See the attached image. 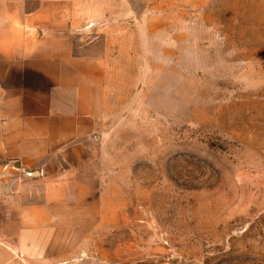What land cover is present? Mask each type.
Here are the masks:
<instances>
[{
	"label": "rangeland",
	"instance_id": "obj_1",
	"mask_svg": "<svg viewBox=\"0 0 264 264\" xmlns=\"http://www.w3.org/2000/svg\"><path fill=\"white\" fill-rule=\"evenodd\" d=\"M48 1L105 65L94 210L23 247L0 194V264H264V0Z\"/></svg>",
	"mask_w": 264,
	"mask_h": 264
},
{
	"label": "crops",
	"instance_id": "obj_2",
	"mask_svg": "<svg viewBox=\"0 0 264 264\" xmlns=\"http://www.w3.org/2000/svg\"><path fill=\"white\" fill-rule=\"evenodd\" d=\"M23 1L37 7L0 21V194L16 206L24 247L47 244L94 210L88 173L106 72L101 58L79 54L66 14L48 0Z\"/></svg>",
	"mask_w": 264,
	"mask_h": 264
},
{
	"label": "water",
	"instance_id": "obj_3",
	"mask_svg": "<svg viewBox=\"0 0 264 264\" xmlns=\"http://www.w3.org/2000/svg\"><path fill=\"white\" fill-rule=\"evenodd\" d=\"M133 3H135L136 5L142 4L144 3V0H131ZM95 139H99V136H94ZM37 173V172H36Z\"/></svg>",
	"mask_w": 264,
	"mask_h": 264
}]
</instances>
